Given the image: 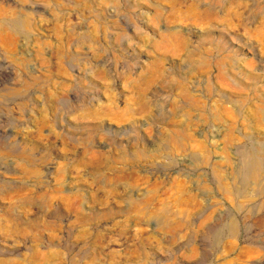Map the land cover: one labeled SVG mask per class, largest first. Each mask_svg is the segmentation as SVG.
Returning a JSON list of instances; mask_svg holds the SVG:
<instances>
[{
	"label": "rangeland",
	"instance_id": "374dc122",
	"mask_svg": "<svg viewBox=\"0 0 264 264\" xmlns=\"http://www.w3.org/2000/svg\"><path fill=\"white\" fill-rule=\"evenodd\" d=\"M0 264H264V0H0Z\"/></svg>",
	"mask_w": 264,
	"mask_h": 264
}]
</instances>
